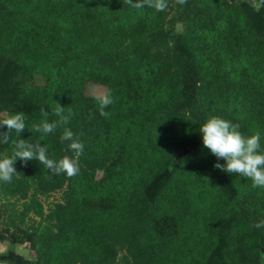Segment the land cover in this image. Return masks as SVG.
Listing matches in <instances>:
<instances>
[{
  "label": "rangeland",
  "instance_id": "374dc122",
  "mask_svg": "<svg viewBox=\"0 0 264 264\" xmlns=\"http://www.w3.org/2000/svg\"><path fill=\"white\" fill-rule=\"evenodd\" d=\"M42 1L36 0V4ZM188 1L193 3L191 11H184L186 4L168 0L167 10L160 15L157 37L170 48V70L166 60L157 58L159 63L154 60L146 65L149 73L154 71L151 78L130 73L125 87L130 86L134 95L118 92L114 103L105 109L107 118L99 115L93 99L94 94L107 91L104 72L93 71L83 83L82 93L100 124L89 144H84L83 157L89 159L79 162L78 175H55L36 160L25 166L18 158L12 182H0V264H137L130 252L112 239L131 229L139 214H149L153 208L160 221L155 233L165 254L158 263L264 264V254L257 251L254 223H249V214L243 211L247 208L254 222L264 220V189H254L250 180L214 168L217 158L203 146L199 131L210 116L230 120L232 112L243 121L242 133H261L264 147L262 82L248 75L246 88L231 91L232 107L220 108L219 95L213 90L215 62L203 52L196 54L202 36L197 29L217 12L231 14V28L237 24L234 17H243L253 40L264 41V0ZM20 3L22 13L42 14L51 32L62 29L55 12L41 9L42 13H37L23 0ZM0 14V21L27 22L2 0ZM17 28L12 29L13 36ZM151 50L146 49L147 59L152 58ZM194 54L198 63L188 68ZM20 58L16 44H0V114L23 111L27 115L26 103L37 105L34 114L38 115L27 117L31 128L42 119L40 109L44 107L32 92L41 78L26 75ZM121 64L119 74L125 83ZM168 70L177 76L167 79ZM187 75L195 81L190 91L183 85ZM155 86L163 89L162 95H152ZM187 101L193 107L191 112L185 107ZM129 106L137 112L122 121L120 114ZM68 127L79 134L82 127L87 131V122L80 120L77 126ZM5 131L7 127L0 125V137ZM61 132L44 136L26 128L18 138L40 142L47 147L49 158L58 160L71 155L68 142L60 140ZM15 139L13 132L9 143H0V156L11 155ZM218 162L225 163L222 158ZM236 195L241 197L242 207L234 203ZM72 214L85 216L89 228L82 233L66 230L63 220ZM36 250L42 253L41 260Z\"/></svg>",
  "mask_w": 264,
  "mask_h": 264
},
{
  "label": "trees",
  "instance_id": "16d2710c",
  "mask_svg": "<svg viewBox=\"0 0 264 264\" xmlns=\"http://www.w3.org/2000/svg\"><path fill=\"white\" fill-rule=\"evenodd\" d=\"M2 1L27 22H18V19L12 22L8 18L0 21V44H16L18 53L22 56L20 59L24 73L40 76L41 82L32 92L37 99H40L41 106L50 113V119H55L51 111L58 102L65 107L66 112L69 108L73 111L69 124L77 126L80 120L87 122V131L82 127L81 139L84 144H89L94 130L97 131L100 124L98 114L92 112L93 109L88 106L87 97L82 93V85L95 74L93 71L104 72L107 91L111 92L115 99L118 92L129 96L134 95L130 86L125 87L130 73L133 75L138 73L141 79L152 76L151 72L154 71L149 73L146 65L148 63L150 65L157 58L163 62L166 60L170 70L168 64L170 48L165 41L157 37L162 12H156L148 7L135 9L124 3V0H44L38 5L36 0H23L30 6L27 8L37 13L50 10L60 17L62 21L58 27L62 29L55 34L47 29V20H42V14L38 17L34 14L22 13L20 0ZM192 8L193 3L188 1L184 11H191ZM41 9L42 12H40ZM216 14L210 16L204 25H199L197 31L202 33V36L196 54L201 55L203 52L214 60L216 74H213L215 78L213 90L214 94L219 95L217 106L227 109L232 102L231 91L235 89L238 91L250 84L248 75L252 74L256 81H261L264 90V41L253 40L254 35L249 33L243 17H234L237 24L231 28L229 12ZM2 15L0 14V18ZM13 28H17L14 36L11 34ZM190 45L191 43L188 44ZM160 46L165 47V51L162 52ZM147 48H152L149 53L152 57L150 59H147L145 54ZM190 60L188 68H195L199 60L197 55H192ZM121 62L124 65L125 83L121 81L119 74ZM169 70L167 74L165 72L167 79L175 78L177 73L172 74ZM162 76L161 72L160 77ZM183 85L186 86V91H190V86L193 87L195 81L187 75L183 78ZM219 90H222V94L217 93ZM162 91V88L155 86L152 95H162ZM223 91L228 93L224 95ZM151 97L149 95L150 101ZM138 99L135 98L134 102H138ZM29 105L33 104L26 103L27 117H36L38 114L34 112L38 109L37 105L32 107ZM185 107L188 111H193L189 101L186 102ZM134 112H137L136 107H124L120 114L121 120L126 121L125 119L132 116ZM229 119L233 123H239L240 126L243 124L242 119L238 115L234 116L232 112ZM260 124L263 125L261 122ZM88 159L82 154L79 162H88ZM234 203L242 207L241 197L236 195ZM156 211V208H153L149 214H139L137 223H133L131 229L121 233L118 238L112 239L124 246L137 264H161L157 260L165 257L161 251L164 246L160 247L155 233L160 223ZM243 211L249 214L251 225L258 223L254 222L255 217L247 208H243ZM63 224L67 227L66 230L73 232L82 233L85 228H89L85 216L79 217L75 214L65 218ZM255 231L258 242L257 251L263 255L264 227L255 228ZM36 254L41 260L42 253L36 250ZM168 255L170 253L167 252Z\"/></svg>",
  "mask_w": 264,
  "mask_h": 264
},
{
  "label": "clouds",
  "instance_id": "9594fccd",
  "mask_svg": "<svg viewBox=\"0 0 264 264\" xmlns=\"http://www.w3.org/2000/svg\"><path fill=\"white\" fill-rule=\"evenodd\" d=\"M124 3L135 9L148 7L156 12H164L168 8V0H136V2L124 0ZM176 3L185 5L187 0H176ZM93 99L99 106L100 115L107 118L109 113L105 109L114 103L111 92H98L94 94ZM40 112L41 121L32 124L31 128L26 123L28 118L23 111L0 114V125L7 127V131L0 137V143H9L11 133L16 134L11 155L0 156V182H12L17 174L15 164L18 158L25 166L29 161L36 160L55 175L64 174L71 178L79 174V160L85 145L80 139L83 133L76 134L67 126L73 115L72 109L69 108L66 112L65 107L57 102L51 111L55 119L51 121L48 119L50 116L48 111L41 108ZM26 128L44 136L62 129L60 140L68 142L67 149L71 155H64L58 160L49 158L47 147L40 142L33 143L31 140L18 138ZM240 128L239 123H233L220 116H210L200 125L199 131L203 146L217 158L214 168L250 180L254 189H264V147L261 144V133L256 131L251 135H245ZM221 158L225 161L224 164L218 162ZM253 227H264V220L254 224Z\"/></svg>",
  "mask_w": 264,
  "mask_h": 264
},
{
  "label": "water",
  "instance_id": "95a60500",
  "mask_svg": "<svg viewBox=\"0 0 264 264\" xmlns=\"http://www.w3.org/2000/svg\"><path fill=\"white\" fill-rule=\"evenodd\" d=\"M184 153H185V150H183V151L181 152V155L184 154Z\"/></svg>",
  "mask_w": 264,
  "mask_h": 264
}]
</instances>
